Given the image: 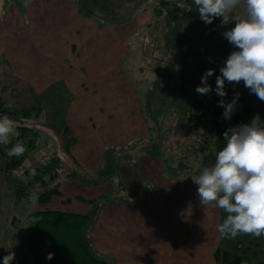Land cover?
Returning <instances> with one entry per match:
<instances>
[{"label":"rangeland","instance_id":"obj_1","mask_svg":"<svg viewBox=\"0 0 264 264\" xmlns=\"http://www.w3.org/2000/svg\"><path fill=\"white\" fill-rule=\"evenodd\" d=\"M155 1L156 0H153L148 6H144L135 18L126 23L120 25H106L99 28H97L96 25L91 24V29L88 26L85 27L86 25L83 26L80 30L81 38L77 37L72 44H77L78 47H81L83 43L87 44V40L91 38V48L84 52L86 56L83 55L86 60H73L70 63L66 62L68 66L66 65L65 70L60 71L55 75L56 77L62 78V76H65L66 78L65 80L63 79L59 81L55 86L57 90L59 87L62 89V104L54 103V98H49L48 95H39V99L42 102V105L39 106L37 98L32 96V92L34 91L40 94V86L48 81L49 74L47 65L54 67L50 62H52L55 55H49L45 58L40 57L41 54L39 48L36 47V55L38 57L34 54L28 53L25 60L22 61L21 69L14 72L18 78H12L11 81L7 78L11 71L7 69H5V71L0 70L2 84H5V87L7 86L10 88L5 92L0 93V106L6 105L10 110H15L16 113L24 110L29 111L33 106H39L41 107V110H43L37 121V124L39 125L37 130V133H39V139L36 141L37 145L31 152H24L27 153V158L21 166L11 171L12 177L20 180L21 183L30 180L34 176L36 168H40L47 162L48 158L51 157L53 150L64 145V139L68 138V135L64 136V133H60L64 129V125H62L64 123L59 125L58 119L64 118V116L59 117L60 110L66 105L65 102H67V98H70V96L67 95L68 92H66V80L68 82L76 83V79L80 77L79 75H82L78 68L80 66H82L83 71L86 72L84 75L87 74L88 77L91 76V80L89 78H84V80L89 83L86 92L88 93V96H91L92 102L94 95L91 94L92 89L99 90V93L103 91L107 93L112 92V97L118 98L119 100H124L126 95L128 98L127 100L121 103L116 101V103L120 105L121 109L126 110L127 112L133 103L138 107V110H135V112L137 115L140 114L139 117L143 121V124L138 123L140 120L137 122V134H140L141 130H143V141L137 140L138 142L136 141V144L132 141L129 142V144L127 143V145H121L117 150L119 155L115 156L113 159L111 168L108 166L110 163L103 161L100 170H105L108 173V176L107 179L100 180L102 183L105 182V185L103 184V186L101 185V187L98 188L103 189V187H105V189H109V192L107 193V196L103 195L95 202L96 208L103 204L107 205V203H109L108 200H112L113 198L116 199L115 202H118L119 200H122L121 197H125L124 189H129V186L126 184L128 180L126 181L123 174H127L130 169L128 167L133 165V162H131L132 160L127 159L126 156L134 154V158H136L138 153L144 148H148L150 151L152 150V152L160 154V156L156 157L160 161L158 162V167L163 169L169 174V176H172L169 173V168L179 167L180 162L182 161L189 166L188 169H191V173L187 174L186 172H182L179 174V177L190 178L193 175V171L200 168L199 163H197V157H200V155L197 154H201L200 148L203 145L204 140L209 134H212V132H208L203 128H195V124L199 123L204 125V122L196 120L193 125L191 117H181L182 114L179 111H176L172 105L167 106L166 104H169V102H164V99L161 96L162 84L160 83V80H163L162 67L164 65L162 61H167L168 59L162 51L164 17L155 16L157 14L153 10L154 6L155 8L157 7V1ZM16 2H24L25 5L28 3L27 8L29 11L30 8H32V10H38V8L43 7L46 10V13L43 15L44 17H63L64 21H67L66 18H70L73 10L77 11V7L73 0H17ZM23 17L24 16H22V18ZM20 18L21 16H18L19 20H21ZM55 33L57 34V32ZM1 35L2 32L0 28V36ZM26 41V38L22 40L24 46H26ZM71 50L72 48L69 46L68 49L65 50V55L58 54L56 60L65 58L66 54ZM50 51L54 52L52 45L48 52ZM61 51L62 50H59V52ZM227 57V54H223L217 59V73L220 74V68L224 66ZM87 60H91V63L87 62ZM42 63H47V65H44V70L46 69L45 71H47L45 77L40 73V67L43 66ZM4 64L8 65L7 63ZM83 64L87 66V70L84 68ZM140 68H142V70ZM39 75H41L40 78ZM33 76L35 78H31ZM53 79L55 81L57 78L54 77ZM226 84L228 83L226 82ZM230 86L233 87V85ZM11 87L14 88V90ZM26 87L31 91V95L26 91ZM51 87L53 88V86ZM150 88L153 90L151 94H149ZM64 92L67 94H64ZM237 92L250 107L248 115L244 121L246 123L250 122L256 114H259L261 119H264V101L259 100L254 93H250L249 89L245 88L243 81L237 84ZM98 95L99 94L95 95L94 100L102 103L103 98H100ZM57 100L60 101V97L57 98ZM126 106L128 107V110L126 109ZM130 111L132 112V110ZM64 113H66V111H64ZM92 115L94 117H99L100 113L96 111L92 112ZM44 116L45 119L43 118ZM131 133L132 130L128 129L127 135L129 136ZM146 142L148 143L143 146V143ZM8 150L9 149H5V153H7ZM110 153L111 151L105 152V159L110 157ZM10 158L16 157H9V159ZM4 162V158L0 157V264H3V257L9 252L15 253V259L11 264H35L31 256L29 259L30 254L25 246L20 244L19 239L22 230L27 229L29 223L23 228L16 229L12 227L11 222L12 217L21 220L38 209V207L33 208L30 203H19L14 198L8 197L6 173L3 171V168L5 167ZM100 164H102V162H100ZM110 172H112L111 175ZM83 175H85V182L82 181L81 183L86 185L91 184V180L87 179V177H90L91 175L85 174L84 172ZM172 177H174V175ZM44 179L47 181V176H45ZM121 184L123 185L121 186ZM34 185V189L39 190V183ZM115 185H118V188L112 189V186ZM65 190L66 191H64L63 194V200L65 202H61L62 199H60L58 203L62 208H68L70 210L79 208L80 210H83L84 207L77 202V199H79L78 197L82 200L83 198L86 200L91 198V188L83 190L73 187L69 189V191L68 189ZM104 196L106 197L102 199ZM15 201L17 203H15ZM154 205L155 204H150L145 211L149 212L152 210L154 212ZM116 207L119 208L118 206ZM112 211L114 210H111L108 214H112ZM89 213H91V207ZM227 215L228 214L222 209L221 212L218 211L217 214L216 212L211 211L207 229H196L191 233L194 246L193 248L191 247L192 264H215L213 260L215 250L217 248L225 249V246L223 247L219 244V241H221L222 238L217 231V225H219V221L220 224H222L227 218ZM149 217H152V215ZM106 218H109L108 215ZM106 225L107 224L105 223V227ZM115 225L117 226V224ZM9 230L11 231L10 233ZM172 231L173 230L168 229L165 230L160 225V234L155 232L151 235L148 232H143L142 237L138 239V245L143 250H147L148 246H159L165 240L169 243V235ZM12 237L15 239H12ZM197 241L203 243L207 242V249L203 245H196L195 242ZM92 242L93 239L91 238V243ZM116 242V237H113L108 245L101 246L107 248V258L115 252ZM223 242H226V240ZM93 247L96 248L95 246ZM174 248L177 253H181L178 244H175ZM112 256L111 264H117L116 260L114 262L112 259ZM200 256H202V260L200 259ZM175 257L183 259L182 255H176ZM78 260L80 261V259Z\"/></svg>","mask_w":264,"mask_h":264},{"label":"crops","instance_id":"obj_2","mask_svg":"<svg viewBox=\"0 0 264 264\" xmlns=\"http://www.w3.org/2000/svg\"><path fill=\"white\" fill-rule=\"evenodd\" d=\"M73 1L75 3V0ZM27 5L28 3L25 5L24 2L13 4L0 0V28L2 32L0 36V60L8 62V65L2 64L0 70L5 71L7 69L11 71L7 76L8 80L17 79L18 76L14 72L21 69L22 61L25 60L28 53L37 56L36 47H38L41 54L40 57L45 58L49 55H55L52 62H50L54 67L45 63L49 79L40 86V94L34 91L32 96H50L53 93L61 96L63 94L62 89L59 87L57 90L55 86L59 81L66 78L65 76L61 78L55 75L65 70L66 65L68 66L66 62L86 60L83 55H85L84 52L91 48V38L87 40V44L83 43L81 47L72 43L77 37L81 38L80 30L84 25L91 29V21L81 18L76 10L72 11L70 18H66L67 21H64L63 17L47 18L43 16L46 13L43 7L38 8V10L30 8L29 11ZM241 14V11L238 10L237 15ZM18 16H21V20L18 19ZM22 16L24 17L22 18ZM25 38L27 39L26 46L22 42ZM51 45L54 52H48L51 49ZM69 46H71L72 50L66 54V57L56 60L58 54L65 55V50ZM59 50L62 51L59 52ZM46 61L49 62L48 60ZM87 62L91 63V60H87ZM45 64L42 63L43 66L40 67V73L44 77L47 74L46 69L44 70ZM78 68L82 75H79L80 77L76 79V83L66 80V92L68 94L66 92L64 94L69 95L70 98L65 107L64 125L68 130L66 134L68 139H72L69 147L71 156L77 160L85 174L96 175L103 165V161H105L104 154L106 151L111 149L118 150L121 145H127V143L129 144L132 141L134 144H136L137 140L143 141V130H141L140 134H137V125L138 123L143 124V121L139 117L140 114L137 115L135 112L138 107L132 102L129 110L126 106L128 112L121 109L120 105L116 103V101L121 103L127 100L126 95L124 100H119L112 97V92L103 91L99 93V90L92 89L91 94H94L92 102L91 96H88L86 92L89 83L84 80V78L91 80V76L84 75L86 72L83 71L82 66ZM84 68L87 70L86 65H84ZM40 77L41 75H39ZM54 77L57 78L55 81ZM0 82V87L6 90L10 89L7 86L6 88L5 84H2L1 79ZM12 89L14 90V88ZM26 91L31 95V91L27 87ZM96 94L103 98L102 103L94 100ZM96 111L100 113L99 117L92 115V112ZM128 129L132 130L129 136L127 135ZM56 150L54 149L53 153ZM61 152L62 150H59L57 155L62 156ZM112 153L110 154V159L115 157ZM126 158L131 159L133 165L128 167L130 169L127 174L122 173L126 181L128 180L126 184L129 186V189H124L125 197H121L122 200L115 202L116 199L113 198L108 200L109 203L107 205L103 204L96 208L95 202L101 196H107L109 192V189H105V187L103 189L98 188L101 185L103 186V184L105 185V182H92L86 185L80 184L79 181L64 180L59 186L60 195L53 196L46 204H38V209L35 211H57L86 215L89 214L91 207V215L95 216L96 212V217L91 220L87 227L85 239L89 252L94 257L107 262V264L112 263V255V259L114 262L116 260L117 264H192L191 247L193 248L194 246L191 233L196 229L206 230L211 211L217 214L218 211L221 212V209L204 208L200 204L197 195L198 185L192 181L191 177L169 176L163 169L158 167V162H160L158 158L150 157L141 152L138 153L136 158H134V154L127 155ZM73 187L83 190L91 188L90 199L86 200L83 198L82 200L80 197H78L79 199L75 197L78 200L77 202L84 207L83 210L79 208L70 210L58 205L60 199H62L61 202H65L63 200L65 189L69 191ZM116 188H118V185L112 186V189ZM150 204H155L154 212L152 210L149 212L145 211ZM111 210L114 211L109 215L108 213ZM107 215L109 218H106ZM151 215L152 217H149ZM105 223L107 224L106 227ZM160 225L165 230H173L169 235L170 242L168 243L165 240L159 246L150 245L147 250H143L138 245V239L142 237L143 232H148L151 235L155 232L159 233ZM113 237L117 239L115 252L107 258V248L101 246L108 245ZM91 238L93 239L92 243ZM225 240L226 242H223ZM219 242L221 246H225V250L233 251L239 246L246 249L247 255L254 262L264 261V236L255 238L249 234H239L234 239H222ZM175 244L180 246L179 251L181 253L176 252ZM195 244L203 245L206 249L208 246L207 242L197 241ZM176 255H182L183 259L175 257ZM200 259L202 260V256H200Z\"/></svg>","mask_w":264,"mask_h":264},{"label":"trees","instance_id":"obj_3","mask_svg":"<svg viewBox=\"0 0 264 264\" xmlns=\"http://www.w3.org/2000/svg\"><path fill=\"white\" fill-rule=\"evenodd\" d=\"M4 1L13 4L18 3L17 0ZM151 1L153 0H75V5L77 14L81 18L91 21V24L99 28L106 25H120L132 20ZM156 1L157 7L154 6L153 10L157 13L155 16L164 17L162 51L168 59L165 60L166 62L162 61L164 65L162 67L163 80H160L162 84L161 96L164 102H169L166 104L167 106L172 105L176 111L182 114L181 117H191L193 125L196 120L204 122V125L195 124V128H203L212 132L204 140L200 148L201 154H197L200 155L197 157L200 168L194 170L192 174L198 175L203 167L214 165L216 154L226 143L223 133L229 127L246 123L244 120L250 110L249 105L243 98L239 97L235 113L231 119H223L224 109L218 106L221 97L214 91L216 77L220 75L216 70L217 59L223 54L229 56L234 50L222 33L235 25L233 23L226 27H220V18L214 20L212 24H206L200 19L194 0ZM1 61L0 67L4 63L8 64L7 61ZM140 69L142 70V68ZM208 69H215L214 75L208 79V84L212 85L213 91L207 95L197 94L195 89L201 84V77ZM230 85L233 84L225 85L228 95L224 99L228 102L233 100L234 93H238L237 85L233 87ZM4 91L6 89L1 87L0 92ZM152 91L150 88L149 94ZM56 94L53 93L49 98H54V103L62 104L61 96ZM35 97L41 106L42 102L39 96ZM59 97L60 101L57 100ZM65 103H68V98ZM39 106H33L31 110H24L19 113L10 110L6 105L0 106V117L8 116L15 121L16 126V132L9 137V143L0 144V157L5 160L3 171L6 173L8 197L14 198L19 203L28 204L29 194L36 192L39 194L38 204H46L53 196L60 195L59 186L62 181L85 182V175H83L81 166L70 154L69 147L72 139L68 138L64 139L63 148H58L44 165L36 168L34 176L30 180L21 183L20 180L12 177L11 171L21 166L27 158V153L35 149L37 145L36 141L39 139L37 121L43 111ZM65 107L66 105L60 110L59 117H65ZM43 118L45 119V116ZM58 123L59 125L64 123V118L58 119ZM67 131L64 125V129L60 133H64L66 136ZM18 143L24 146L27 153L19 158L9 159L5 149H10ZM147 143H143V146ZM59 150H62V156L57 155ZM109 151L111 153L113 151V156L119 155L115 149ZM142 151L150 157L160 156L148 148H144ZM114 158L107 157L105 159L107 163H110L108 165L110 168ZM188 167L182 161L179 167H170L169 173L174 177H179L182 172L191 173V169ZM45 176L48 178V184L44 179ZM107 176L108 173L102 169L87 179L97 183L107 179ZM38 183L40 188L36 190L34 184ZM16 201L15 203H17ZM95 217L96 212L94 216L91 213L81 215L57 211H35L21 220L12 217L11 224L13 228L17 229L23 228L29 223L27 229L22 230L20 234V243L25 246L30 254L27 255L33 258L35 264H107L89 252L85 240V231ZM49 253L54 254L51 260L47 259ZM213 260L215 264H264V261L254 262L251 260L246 249L239 246L233 251L217 248L213 254Z\"/></svg>","mask_w":264,"mask_h":264},{"label":"clouds","instance_id":"obj_4","mask_svg":"<svg viewBox=\"0 0 264 264\" xmlns=\"http://www.w3.org/2000/svg\"><path fill=\"white\" fill-rule=\"evenodd\" d=\"M200 19L212 24L220 18V27L234 23L222 33L234 50L216 77L215 93L221 97L218 106L224 109L222 118L230 120L235 113L240 94L234 93L231 102L226 82L233 86L244 82L245 88L264 101V0H194ZM241 11V15L237 12ZM215 69H208L195 91L207 95L213 91L208 79ZM16 132L15 121L0 117V144H8ZM225 146L218 151L215 163L203 167L192 181L198 185L197 195L204 208L224 210L228 215L217 231L222 239H234L239 234L255 238L264 236V119L256 114L248 123L229 127L224 133ZM26 149L21 144L11 147L9 157H21ZM39 194L32 192L28 202L38 207ZM54 254L49 253L51 260ZM15 253L3 257V264H11Z\"/></svg>","mask_w":264,"mask_h":264}]
</instances>
